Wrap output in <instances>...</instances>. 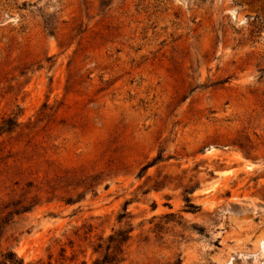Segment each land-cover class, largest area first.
Wrapping results in <instances>:
<instances>
[{"label": "rangeland", "instance_id": "1", "mask_svg": "<svg viewBox=\"0 0 264 264\" xmlns=\"http://www.w3.org/2000/svg\"><path fill=\"white\" fill-rule=\"evenodd\" d=\"M9 120L0 261L264 264V0H0Z\"/></svg>", "mask_w": 264, "mask_h": 264}, {"label": "trees", "instance_id": "2", "mask_svg": "<svg viewBox=\"0 0 264 264\" xmlns=\"http://www.w3.org/2000/svg\"><path fill=\"white\" fill-rule=\"evenodd\" d=\"M18 122L9 120L4 126L0 127V136L6 132H11L18 127ZM130 240V231H119L109 237V246L106 249V254L102 260H97L94 264H118L123 259L120 256L124 255V246ZM102 247L100 246L99 249ZM2 261L0 264H24L22 259H19L13 250L1 252Z\"/></svg>", "mask_w": 264, "mask_h": 264}]
</instances>
